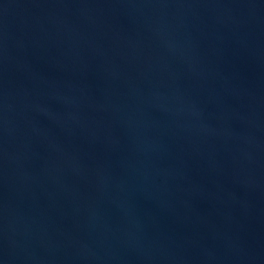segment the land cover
<instances>
[{
  "label": "water",
  "instance_id": "obj_1",
  "mask_svg": "<svg viewBox=\"0 0 264 264\" xmlns=\"http://www.w3.org/2000/svg\"><path fill=\"white\" fill-rule=\"evenodd\" d=\"M0 264H264V0H0Z\"/></svg>",
  "mask_w": 264,
  "mask_h": 264
}]
</instances>
